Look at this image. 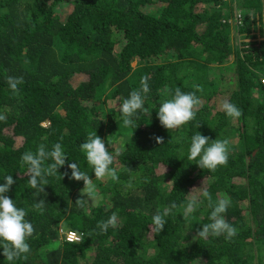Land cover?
I'll return each mask as SVG.
<instances>
[{"label":"trees","instance_id":"16d2710c","mask_svg":"<svg viewBox=\"0 0 264 264\" xmlns=\"http://www.w3.org/2000/svg\"><path fill=\"white\" fill-rule=\"evenodd\" d=\"M62 2L71 7L61 19L55 11ZM263 15L264 0H0V184L12 175L6 195L35 229L27 259L9 262L0 247V264H264ZM114 31L122 34L118 49ZM77 73L86 78L72 86ZM145 75L146 111L135 129L125 127L117 105ZM9 76L23 78L18 95ZM165 87L195 92V120L171 131L160 125L157 111L170 98ZM224 93L240 109L238 119L212 104ZM94 131L110 154L122 152L111 165L119 179L110 185L95 179L80 148ZM196 132L209 143L229 141L226 166L209 172L187 159ZM114 133L123 134L117 149ZM56 143L66 163L34 194L21 156ZM73 162L97 190L83 208L75 203L83 181L62 175H71ZM203 189L213 201L230 199L224 218L237 229L230 240L196 236L210 222L207 201L184 215L188 193ZM39 200L42 214L33 208ZM173 203L164 229L151 231L152 216ZM113 214L116 226L101 233L98 222ZM60 221L77 241L58 238Z\"/></svg>","mask_w":264,"mask_h":264},{"label":"clouds","instance_id":"9594fccd","mask_svg":"<svg viewBox=\"0 0 264 264\" xmlns=\"http://www.w3.org/2000/svg\"><path fill=\"white\" fill-rule=\"evenodd\" d=\"M147 81L148 77L146 75L142 76L140 88L132 90L128 98L117 105V111L120 113L125 127L135 129L138 113L146 111L144 101L150 91ZM7 83L13 95H18V85L23 83V78L9 76ZM197 91L202 92L203 90L198 87ZM163 94L170 98L164 99L157 111V117L162 127L171 131L195 120L197 111L201 106V101L195 92L185 93L179 87L174 90L165 87ZM220 109L232 119H238L242 114L240 109L228 100H223L220 103ZM5 119L6 117L0 114V121ZM196 127H199V123ZM154 139L158 145L163 142L162 137H154ZM209 141L207 136L196 132L191 137L187 159L197 161L196 164L203 170L215 172L218 167L226 166L228 162L229 141L227 139H215L211 140V143ZM80 148L85 154L88 165L93 169L96 180L110 179L118 181L117 171L111 165H113L115 157L122 155L120 150H116L114 155L110 154L104 140L97 136L95 131L88 134L87 140L81 143ZM66 159L67 157L60 143L54 144L51 150H47L46 146L41 144L35 153L29 151L22 154L21 166H27L28 186L36 190L34 194L44 193V187L48 184L46 177L55 176L58 169L65 165ZM48 160L52 162L45 165V161ZM67 167L71 170V175L65 172L62 174L63 176H68L71 180L83 181L84 186L80 190L81 198L75 201L78 207L83 208L86 203L95 198L96 186L92 178L82 172L75 162L69 163ZM14 183L12 175H7L4 177V183L0 184V247L3 248L2 254L9 262L17 259H27V254L31 251L27 241L35 231L33 225L25 219L27 215L25 209L17 207L14 200L6 195ZM200 197H203V200ZM204 201H207L208 208L212 209L209 216L210 222L203 224L197 230L196 236L201 239L221 235H224L226 240L233 238L237 234V229L224 218V214L231 203L227 197L213 201L211 194L203 189L199 195L192 194L190 196L185 206L184 215L188 216L194 213ZM44 204V200H39L33 205V208L39 210L42 214ZM175 207L176 205L173 203L170 208L165 209L163 212L157 211L151 218V231L160 233L167 222L165 217ZM116 224L117 216L113 214L107 221L98 222L97 227L101 233H104L107 232L109 227H115Z\"/></svg>","mask_w":264,"mask_h":264},{"label":"rangeland","instance_id":"374dc122","mask_svg":"<svg viewBox=\"0 0 264 264\" xmlns=\"http://www.w3.org/2000/svg\"><path fill=\"white\" fill-rule=\"evenodd\" d=\"M225 1H234V0H225ZM70 7H71V5H70V3H64V2H62V3H60L59 5H57V7H56V13L59 15V17L62 19L64 16H65V14L67 13V12H69L70 11ZM263 20H264V15H263ZM262 27H263V30H264V21H263V24H262ZM113 35H114V38L115 39H117L116 41H117V43L115 44V46H114V49H118V45H119V42H120V40H121V32L120 31H114V33H113ZM131 65H132V67H135V62H132L131 63ZM227 77H228V73H227ZM86 77H85V75L83 74V73H77V74H75V75H72V77L70 78V80H69V82H70V84L72 85V86H75L77 83H78V81H80V80H84ZM263 82H264V78H263ZM226 93H224L223 95H222V99L220 98V99H216L214 102H213V99L211 100L212 101V104L216 107V109H220V103L226 98ZM255 96V95H254ZM47 124V122L46 121H43V122H41V125L42 126H45ZM8 129H6L5 130V133H8ZM14 139H15V142L16 143H18V140H19V142H21V138L20 137H14ZM111 139H114V141H113V143H112V145H111V147H113V148H115V149H117V144H119L121 141H122V139H123V134L121 133V134H117V133H114V135H113V138H111ZM236 139L235 138H233L232 139V141L234 142ZM69 181H70V183H72L73 182V180H71V179H68ZM167 181V180H166ZM98 182L101 184V185H110L111 184V182H113L112 180H110V179H105V180H103V181H99L98 180ZM168 182V181H167ZM94 183V182H93ZM95 184V183H94ZM73 193H79V190H77L76 188H74V190H73ZM189 194V196H191L193 193H188ZM57 227H58V238H62V239H64L65 238V236L64 235H66V234H68V230H66L67 229V227H66V224L63 222V221H60L58 224H57ZM77 241V240H76ZM196 262H197V264H201V261L200 260H195Z\"/></svg>","mask_w":264,"mask_h":264},{"label":"built area","instance_id":"2783aa9c","mask_svg":"<svg viewBox=\"0 0 264 264\" xmlns=\"http://www.w3.org/2000/svg\"><path fill=\"white\" fill-rule=\"evenodd\" d=\"M78 238H79V236H77L72 231H68V234L65 235V240H67V241H76V240H78Z\"/></svg>","mask_w":264,"mask_h":264},{"label":"crops","instance_id":"0c3cea01","mask_svg":"<svg viewBox=\"0 0 264 264\" xmlns=\"http://www.w3.org/2000/svg\"><path fill=\"white\" fill-rule=\"evenodd\" d=\"M237 12H238V11L235 9V10H234V13H237Z\"/></svg>","mask_w":264,"mask_h":264}]
</instances>
